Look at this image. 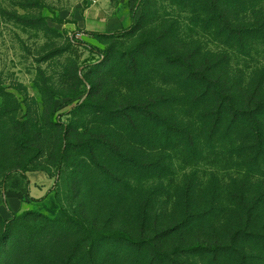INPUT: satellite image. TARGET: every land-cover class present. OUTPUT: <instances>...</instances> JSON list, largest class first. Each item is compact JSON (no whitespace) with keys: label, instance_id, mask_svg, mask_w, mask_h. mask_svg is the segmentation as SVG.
Segmentation results:
<instances>
[{"label":"rangeland","instance_id":"374dc122","mask_svg":"<svg viewBox=\"0 0 264 264\" xmlns=\"http://www.w3.org/2000/svg\"><path fill=\"white\" fill-rule=\"evenodd\" d=\"M263 18L0 0V264H264Z\"/></svg>","mask_w":264,"mask_h":264},{"label":"trees","instance_id":"16d2710c","mask_svg":"<svg viewBox=\"0 0 264 264\" xmlns=\"http://www.w3.org/2000/svg\"><path fill=\"white\" fill-rule=\"evenodd\" d=\"M242 31L248 32V33L252 32L253 34H259L260 36H262V39H264V18L258 24L246 27ZM234 32H236V30H231V31H229V34H233ZM256 111L257 112H260V111L264 112V106L256 108ZM229 113H231L233 115V119H235L237 121L238 120L239 121H246L247 120L250 124H252L250 131H252V133L255 135V137L259 141H262L261 140V133L259 130V127H260L259 122H258V120H255V118H253L251 114L246 113V111H244V112L239 111V114L237 115L236 110H234L232 108H230ZM94 236L97 238H101L103 240H110L112 238H122V237L125 238V236H123V234H121V233L106 234V233L99 232V233L94 234ZM129 241H130V239H129Z\"/></svg>","mask_w":264,"mask_h":264},{"label":"crops","instance_id":"0c3cea01","mask_svg":"<svg viewBox=\"0 0 264 264\" xmlns=\"http://www.w3.org/2000/svg\"><path fill=\"white\" fill-rule=\"evenodd\" d=\"M121 22H124V23H125V17H124V16H123ZM44 195H45V193H41V194H40V196H44Z\"/></svg>","mask_w":264,"mask_h":264},{"label":"built area","instance_id":"2783aa9c","mask_svg":"<svg viewBox=\"0 0 264 264\" xmlns=\"http://www.w3.org/2000/svg\"><path fill=\"white\" fill-rule=\"evenodd\" d=\"M88 1L95 2L96 0H88Z\"/></svg>","mask_w":264,"mask_h":264}]
</instances>
